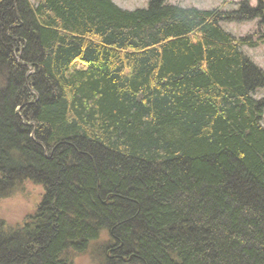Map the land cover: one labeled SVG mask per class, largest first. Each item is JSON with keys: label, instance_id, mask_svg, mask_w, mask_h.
<instances>
[{"label": "trees", "instance_id": "16d2710c", "mask_svg": "<svg viewBox=\"0 0 264 264\" xmlns=\"http://www.w3.org/2000/svg\"><path fill=\"white\" fill-rule=\"evenodd\" d=\"M259 43L264 0H0V198L44 187L0 264H264Z\"/></svg>", "mask_w": 264, "mask_h": 264}, {"label": "rangeland", "instance_id": "374dc122", "mask_svg": "<svg viewBox=\"0 0 264 264\" xmlns=\"http://www.w3.org/2000/svg\"><path fill=\"white\" fill-rule=\"evenodd\" d=\"M35 3L36 0H29ZM123 9L145 8L148 0H112ZM168 3L181 6H196L202 9L218 8L220 10L231 11L237 8V3L241 0H166ZM251 5L256 4V0H249ZM222 27L231 32L234 36L240 37L252 34L257 30V20L245 22H223ZM243 53L248 56L258 67L264 71V44H257L254 47L242 46ZM77 68L81 65L77 64ZM254 97L259 99L264 97V89L258 88ZM264 124V112H263ZM44 194L43 185L32 180H19L15 183L11 193L0 198V223L4 227L9 226L16 229L27 222V217L32 214ZM99 243L92 242L85 251L81 253L72 252L70 264H102L101 257L97 251Z\"/></svg>", "mask_w": 264, "mask_h": 264}]
</instances>
